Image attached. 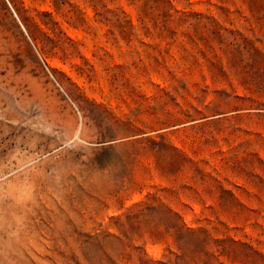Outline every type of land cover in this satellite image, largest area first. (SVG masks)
<instances>
[{"label": "rangeland", "instance_id": "rangeland-1", "mask_svg": "<svg viewBox=\"0 0 264 264\" xmlns=\"http://www.w3.org/2000/svg\"><path fill=\"white\" fill-rule=\"evenodd\" d=\"M0 264H264V0H0Z\"/></svg>", "mask_w": 264, "mask_h": 264}]
</instances>
